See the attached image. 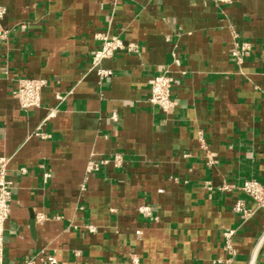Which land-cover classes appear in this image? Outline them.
I'll list each match as a JSON object with an SVG mask.
<instances>
[{"label": "crops", "instance_id": "0c3cea01", "mask_svg": "<svg viewBox=\"0 0 264 264\" xmlns=\"http://www.w3.org/2000/svg\"><path fill=\"white\" fill-rule=\"evenodd\" d=\"M0 6L4 264H264V210L239 189L264 185V0ZM100 35L137 51L93 66ZM158 73L166 113L147 100ZM13 77L45 80L39 106L20 107Z\"/></svg>", "mask_w": 264, "mask_h": 264}, {"label": "built area", "instance_id": "2783aa9c", "mask_svg": "<svg viewBox=\"0 0 264 264\" xmlns=\"http://www.w3.org/2000/svg\"><path fill=\"white\" fill-rule=\"evenodd\" d=\"M4 12L3 7L0 6V17ZM5 32L0 30V38L5 37ZM101 40L100 46L93 52L91 57L92 65H98L102 58L111 57L116 51H127L136 52V45L133 43H124L117 37H107L104 35L98 36ZM248 49V43H243L239 50L235 49L232 54L240 56L245 54ZM97 73L100 76L110 74V71L105 69H97ZM15 86L12 90L13 96L18 100L19 105L22 109L26 110L32 107H37L40 104V95L45 80L41 78L32 77H13ZM172 85V77L166 73H158L151 77L148 102L155 106L160 112L166 113L173 107V100L170 96ZM112 120L117 119V115L113 113L111 115ZM40 137H44V133L36 132ZM121 158L118 155L113 156V162L115 164L120 163ZM5 158L0 157V264H4L3 250H4V222L8 218L10 213V202H11V189L12 181L7 176ZM24 171V169H21ZM228 185H223L222 189L227 190ZM239 189L250 199H252L256 206L264 210V185L254 178H246L243 180ZM233 209L236 212L243 214H249L250 210L247 209L241 200H237L234 203ZM138 210L144 216L149 217L151 208L146 204L138 206ZM44 215L37 214L36 219L42 220ZM88 231H94V227L88 226ZM231 235V231L225 233L226 243L225 248L229 249L228 238ZM33 260L27 261L26 264H32ZM136 264V260H133Z\"/></svg>", "mask_w": 264, "mask_h": 264}]
</instances>
